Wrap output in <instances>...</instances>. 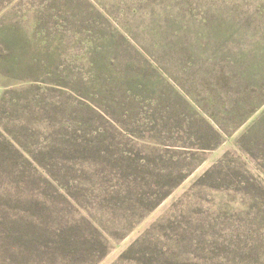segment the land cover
Here are the masks:
<instances>
[{
  "label": "rangeland",
  "instance_id": "rangeland-1",
  "mask_svg": "<svg viewBox=\"0 0 264 264\" xmlns=\"http://www.w3.org/2000/svg\"><path fill=\"white\" fill-rule=\"evenodd\" d=\"M0 264H264V0H0Z\"/></svg>",
  "mask_w": 264,
  "mask_h": 264
}]
</instances>
